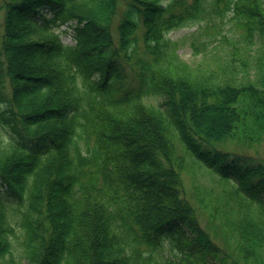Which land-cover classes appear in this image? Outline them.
I'll use <instances>...</instances> for the list:
<instances>
[{
    "label": "trees",
    "instance_id": "1",
    "mask_svg": "<svg viewBox=\"0 0 264 264\" xmlns=\"http://www.w3.org/2000/svg\"><path fill=\"white\" fill-rule=\"evenodd\" d=\"M189 22L215 34L191 33L194 53L212 45L204 69L167 36ZM0 103V264H236L220 232L264 264V160L247 152L264 136V0H0ZM197 164L214 197L185 188Z\"/></svg>",
    "mask_w": 264,
    "mask_h": 264
},
{
    "label": "rangeland",
    "instance_id": "2",
    "mask_svg": "<svg viewBox=\"0 0 264 264\" xmlns=\"http://www.w3.org/2000/svg\"><path fill=\"white\" fill-rule=\"evenodd\" d=\"M166 2L167 0H163V4H166ZM121 9L122 8H119L120 11ZM47 13L49 14V11H47ZM16 24H17V21H13L14 31H16L15 29L17 26ZM198 24L195 22H189L186 26L179 27V28L169 31L167 36L170 38V40L175 41L177 43L175 47V53L178 54L182 60H184L187 64H190L196 67L201 66V68L204 69L206 68L205 65H209L211 64V62H213L212 61L213 59L210 60L209 58H207V56L203 55V52L210 49L212 45H208L207 48H204V49H202V46H199V52L194 53L196 51L193 50V47L190 42L191 33H194L193 35L196 38V41H199L203 38H210V37L213 38L215 34H213V30L211 28L207 29L208 30L207 33L204 31L205 29L197 30ZM209 24L211 25L212 23H209ZM69 26H70V22L64 23L60 26V29H65V28L68 29L67 33H61V39L66 44H73L74 40L72 38V32ZM222 30L223 32H226L227 35H229L228 37H232V36L236 37L237 35L236 32H239L236 27L235 29L234 27H231L229 22H227L223 26ZM16 39L18 41L14 45H16L18 51H22L21 52L22 54L19 55L20 58H17L18 65H20V67L22 66L20 68L21 71L24 72L25 74H32V76L38 77L41 74L40 73L41 67L39 66L37 61L33 58V56L30 54V51L33 48L26 46L25 42L22 40V37H18ZM223 46L226 47L227 45H223ZM257 46H259V42L257 44L252 45L251 49L254 50L255 47ZM32 87L34 86H32L31 84L30 87L28 86V89H31ZM0 106L2 108H5L2 103H0ZM212 116H213V113L205 114V118H204L205 121L208 120L210 122L211 119H213ZM218 119L222 120V118H220L219 115L217 116V119H214V120H218ZM6 128L9 129V126L6 125ZM247 152L251 154H255L256 157L258 158L260 157L262 160H264V136H263V139L259 141L258 144L253 145L252 148H249ZM15 175L21 178L20 177L21 175L19 174H15ZM181 175L183 179V184L185 188L188 190L189 195L194 197L195 199H196V196H195L196 194L198 195L202 194L203 196L205 197L207 196L208 198L210 196L214 197L215 194H217V192L220 189V185L216 181L217 177L208 173L206 170L203 169V167L199 166V164L193 167L192 170L183 169V172ZM152 192H154L153 189H152ZM260 195L261 196L264 195L263 192L260 193ZM162 212H164V210H162ZM214 224H215L214 222H211L210 224V228L212 230L214 228L213 226H215ZM232 235L233 234L229 235L227 239L226 236L221 234L220 232L217 240L218 242H221V246L224 247V250H227L228 253L231 254L233 258H235V260L239 261L240 259L238 257L240 256L237 254L239 252L235 249L237 247L236 245L238 241L235 238V236L234 235L232 236ZM234 249L237 251L236 253L237 255H235ZM237 261H236V264H240V261L239 262Z\"/></svg>",
    "mask_w": 264,
    "mask_h": 264
},
{
    "label": "bare ground",
    "instance_id": "3",
    "mask_svg": "<svg viewBox=\"0 0 264 264\" xmlns=\"http://www.w3.org/2000/svg\"><path fill=\"white\" fill-rule=\"evenodd\" d=\"M2 187L5 188V187H7V185H5V186L3 185Z\"/></svg>",
    "mask_w": 264,
    "mask_h": 264
}]
</instances>
